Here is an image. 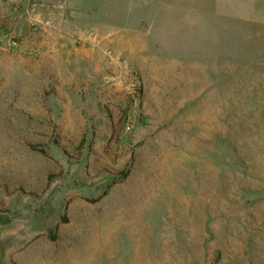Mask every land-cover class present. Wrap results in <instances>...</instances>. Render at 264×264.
Instances as JSON below:
<instances>
[{"label":"rangeland","instance_id":"1","mask_svg":"<svg viewBox=\"0 0 264 264\" xmlns=\"http://www.w3.org/2000/svg\"><path fill=\"white\" fill-rule=\"evenodd\" d=\"M251 1L0 0V264H264Z\"/></svg>","mask_w":264,"mask_h":264},{"label":"crops","instance_id":"2","mask_svg":"<svg viewBox=\"0 0 264 264\" xmlns=\"http://www.w3.org/2000/svg\"><path fill=\"white\" fill-rule=\"evenodd\" d=\"M253 1H251V5H253ZM246 3L247 0H149V3L143 4L142 8H149V14L153 16L172 14L176 9L183 10L182 14L197 15L203 14L201 10L206 8L215 10L211 14H223V9L236 10L230 13L241 14L239 11L246 7Z\"/></svg>","mask_w":264,"mask_h":264}]
</instances>
